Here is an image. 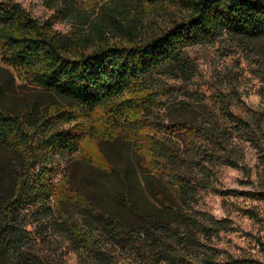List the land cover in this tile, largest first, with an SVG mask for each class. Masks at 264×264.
<instances>
[{
    "label": "trees",
    "instance_id": "obj_1",
    "mask_svg": "<svg viewBox=\"0 0 264 264\" xmlns=\"http://www.w3.org/2000/svg\"><path fill=\"white\" fill-rule=\"evenodd\" d=\"M122 1L137 4L141 15L167 6L176 12L148 33L108 15L122 33L117 39L105 23L90 33H61L54 15L41 20L17 0H0V61L67 101L15 114L0 94V149L9 153L0 165V192L11 187L0 198V264H61L44 246L56 236L93 264H260L215 245L233 229L231 220L200 209L198 199L202 191L234 194L219 185L223 166L252 176L240 140L264 166V112L236 113L226 93L215 95L218 108L195 119H168L167 112L185 92L172 81L194 75L187 47L223 35L264 38V0ZM114 139L131 146L144 174L178 190V202L157 194L169 218L126 222L72 186L63 161L75 156L109 171L98 143ZM256 178L257 189L244 194L264 199V171ZM246 212L257 217L254 209Z\"/></svg>",
    "mask_w": 264,
    "mask_h": 264
},
{
    "label": "rangeland",
    "instance_id": "obj_2",
    "mask_svg": "<svg viewBox=\"0 0 264 264\" xmlns=\"http://www.w3.org/2000/svg\"><path fill=\"white\" fill-rule=\"evenodd\" d=\"M17 1L41 20L54 15V28L61 33L70 30L90 33L97 24L105 23L106 34L117 39L123 37L122 33L108 15L123 21L127 17L143 33H148L168 23L176 12L174 7L167 6L153 15L143 11L141 15L137 4L122 0ZM186 50L195 63L194 75L189 81H172L185 92L176 94L179 106L167 112L168 119H195L209 109L218 108L219 101L215 95L219 93L231 95L232 110L236 113L244 114L254 109L264 112L263 37L246 41L223 35L213 42L191 45ZM0 90L2 105L15 114H22L26 110L41 112L48 103L63 105L67 102L56 92L25 82L18 71L1 61ZM240 142L252 167V176L243 175L240 169L221 167L219 185L233 189L234 194L202 191L198 206L218 218L228 217L231 220L233 229L221 232L215 240L219 249L234 257L255 259L264 264V199L244 194L246 190L257 189L256 172L264 171V166L258 160L259 153L249 141ZM98 146L108 158L110 170H100L88 161L72 156L61 166L63 172L69 173L72 186L126 222L140 223L149 216L169 218L157 194L178 202V190L158 176L144 174L127 142L120 139L101 140ZM8 157L9 153L0 149V165ZM10 191L11 187L5 186L0 198ZM63 203L71 213H79L77 205L68 201ZM247 209H254L257 217H250ZM44 246L61 264H93L84 261L76 251L65 248V243L58 236L49 246Z\"/></svg>",
    "mask_w": 264,
    "mask_h": 264
}]
</instances>
